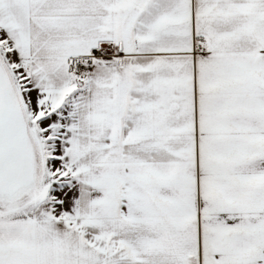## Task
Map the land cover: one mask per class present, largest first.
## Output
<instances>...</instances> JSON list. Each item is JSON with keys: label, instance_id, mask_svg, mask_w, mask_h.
<instances>
[{"label": "snow or ice", "instance_id": "6c2138e0", "mask_svg": "<svg viewBox=\"0 0 264 264\" xmlns=\"http://www.w3.org/2000/svg\"><path fill=\"white\" fill-rule=\"evenodd\" d=\"M0 264H264V0H0Z\"/></svg>", "mask_w": 264, "mask_h": 264}]
</instances>
